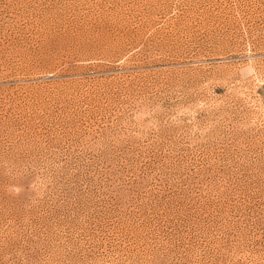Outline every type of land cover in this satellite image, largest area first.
Returning a JSON list of instances; mask_svg holds the SVG:
<instances>
[{"label": "rangeland", "instance_id": "374dc122", "mask_svg": "<svg viewBox=\"0 0 264 264\" xmlns=\"http://www.w3.org/2000/svg\"><path fill=\"white\" fill-rule=\"evenodd\" d=\"M0 264H264V0H0Z\"/></svg>", "mask_w": 264, "mask_h": 264}]
</instances>
